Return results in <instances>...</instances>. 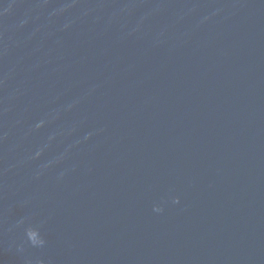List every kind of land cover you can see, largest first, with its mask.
I'll use <instances>...</instances> for the list:
<instances>
[{"label":"water","instance_id":"95a60500","mask_svg":"<svg viewBox=\"0 0 264 264\" xmlns=\"http://www.w3.org/2000/svg\"><path fill=\"white\" fill-rule=\"evenodd\" d=\"M0 264H264V0H0Z\"/></svg>","mask_w":264,"mask_h":264}]
</instances>
